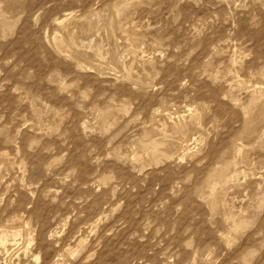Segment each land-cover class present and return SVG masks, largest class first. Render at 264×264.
<instances>
[{"label":"rangeland","instance_id":"1","mask_svg":"<svg viewBox=\"0 0 264 264\" xmlns=\"http://www.w3.org/2000/svg\"><path fill=\"white\" fill-rule=\"evenodd\" d=\"M0 264H264V0H0Z\"/></svg>","mask_w":264,"mask_h":264}]
</instances>
